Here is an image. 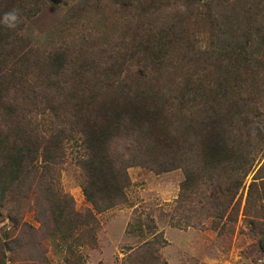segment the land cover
Returning a JSON list of instances; mask_svg holds the SVG:
<instances>
[{
    "label": "trees",
    "instance_id": "trees-1",
    "mask_svg": "<svg viewBox=\"0 0 264 264\" xmlns=\"http://www.w3.org/2000/svg\"><path fill=\"white\" fill-rule=\"evenodd\" d=\"M231 1L236 8L228 0H80L41 42L28 21L60 1L0 0V207L10 205L18 232L0 237V264H51L49 242L66 247L65 264H81L79 237L94 212L125 203L136 167L182 171V208L216 225L229 211L237 216L252 175L243 211L264 253L262 0L253 15ZM199 7L222 35L203 51ZM13 10L14 29L2 23ZM73 148L92 206L82 212L60 186ZM31 193L38 227L21 209ZM145 247L125 264H161Z\"/></svg>",
    "mask_w": 264,
    "mask_h": 264
},
{
    "label": "rangeland",
    "instance_id": "rangeland-1",
    "mask_svg": "<svg viewBox=\"0 0 264 264\" xmlns=\"http://www.w3.org/2000/svg\"><path fill=\"white\" fill-rule=\"evenodd\" d=\"M49 1L55 5L60 2L28 21L32 36L41 42L52 36L62 17L80 0ZM227 3L236 8L232 1ZM241 4L247 14L256 12L251 8L257 5V0H241ZM259 7L258 17L264 18V0ZM205 11V7H199L195 25L196 47L201 51L210 47L214 34L222 37L219 28L211 26ZM217 13L220 14L219 7L214 9L215 17ZM76 155V148L69 150V162L61 172L60 186L73 198L75 210L82 212L92 206L81 190L82 175L74 165ZM128 175L130 186L125 192V203L94 212L93 228L76 240L73 251L80 257L81 264H125L148 243L161 257V264H264L253 217L243 211L252 175L245 182L237 216L228 218L229 211L218 225L206 215L186 212L182 208L181 185L185 180L182 171L155 174L136 167L129 169ZM29 197L21 208L24 221L38 227L34 220L35 194ZM9 207V204L0 207V237L3 239H11L18 233L6 217ZM261 221L264 226V217ZM56 246L49 242L47 257L51 264H65L66 247ZM7 257L9 262L15 261L12 254Z\"/></svg>",
    "mask_w": 264,
    "mask_h": 264
},
{
    "label": "clouds",
    "instance_id": "clouds-1",
    "mask_svg": "<svg viewBox=\"0 0 264 264\" xmlns=\"http://www.w3.org/2000/svg\"><path fill=\"white\" fill-rule=\"evenodd\" d=\"M20 22V15L17 10L5 13L2 18V23L8 28H16L17 24Z\"/></svg>",
    "mask_w": 264,
    "mask_h": 264
}]
</instances>
